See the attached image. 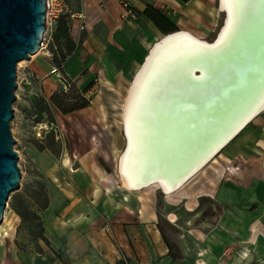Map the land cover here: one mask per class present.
<instances>
[{
	"label": "crops",
	"instance_id": "crops-1",
	"mask_svg": "<svg viewBox=\"0 0 264 264\" xmlns=\"http://www.w3.org/2000/svg\"><path fill=\"white\" fill-rule=\"evenodd\" d=\"M65 1L70 11L52 20L47 47L28 61L24 91L35 109L33 100L49 101L65 78L91 104L74 111L85 112L83 127L76 139L63 133L68 146L58 155L30 148L45 185L5 211L0 264H264V110L179 189L161 190L164 210L153 184L128 188L119 170L104 175L103 161L126 146L124 125H108L103 152L102 123L116 114L91 111L125 95L166 34L203 37L222 11L217 0H126L134 16H124L123 0ZM53 107L59 125L64 114Z\"/></svg>",
	"mask_w": 264,
	"mask_h": 264
},
{
	"label": "bare ground",
	"instance_id": "bare-ground-1",
	"mask_svg": "<svg viewBox=\"0 0 264 264\" xmlns=\"http://www.w3.org/2000/svg\"><path fill=\"white\" fill-rule=\"evenodd\" d=\"M219 5L228 17L217 44L179 30L157 42L131 83L123 113L129 148L118 165L128 188L161 175L153 184L175 192L186 172L264 99V0ZM197 68L203 73L194 78Z\"/></svg>",
	"mask_w": 264,
	"mask_h": 264
},
{
	"label": "water",
	"instance_id": "water-1",
	"mask_svg": "<svg viewBox=\"0 0 264 264\" xmlns=\"http://www.w3.org/2000/svg\"><path fill=\"white\" fill-rule=\"evenodd\" d=\"M220 4V0H219ZM48 0H0V223L3 220L11 194L18 191L22 182V169L19 165V153L14 147L16 139L11 130V120L15 112L13 102L16 100V88L18 87L17 65L22 60H30L36 54L44 41L47 28ZM226 12L223 25L211 44H217L222 31L227 24ZM178 31L166 34L158 43L165 40ZM156 43L142 65L150 60L156 48ZM141 68V69H142ZM201 68L195 70L194 78H198L203 72ZM264 110V99L253 110L241 117L221 140L204 156L202 161L185 174V183L197 173L206 163L214 158L244 127H246L257 115ZM126 146L123 154L129 148V138L123 117ZM119 158L121 165L122 155ZM161 175L145 177L141 182V188L159 183ZM182 183V184H183Z\"/></svg>",
	"mask_w": 264,
	"mask_h": 264
},
{
	"label": "rangeland",
	"instance_id": "rangeland-1",
	"mask_svg": "<svg viewBox=\"0 0 264 264\" xmlns=\"http://www.w3.org/2000/svg\"><path fill=\"white\" fill-rule=\"evenodd\" d=\"M217 5H219V0H217ZM225 18V12L219 11L217 21L214 25H212L211 28H206L205 33L203 34V39H206L208 41H213V39L216 37L217 33L219 32L221 26L223 25V21ZM35 55V54H34ZM33 55V56H34ZM32 56V57H33ZM28 61L29 60H22L18 62L17 65V84L18 87L16 88V100L13 102L14 112L15 115L13 119L11 120V130L14 138L16 139L14 147L19 153V165L22 169V182L21 187L18 191L11 194V197L8 202V206L6 210L11 209L12 202L16 201V197L19 194L31 192L36 187H38L37 183H41L43 185L46 174L44 172V169L39 166L35 161L32 153H30V148L34 147L37 144L44 145L48 147V150L52 152V154H59L64 146H68V142L65 138V135L63 136V140L59 139L57 137L58 133H66L69 137H74L76 139V135L74 130H79L80 125L83 127L82 123V117L85 116V112L79 111V112H73L67 115L60 116V122L59 125L54 122V125L51 123V118L46 113L43 114L41 120L38 122V114L35 113V110L32 107V98L29 91H24V73L25 69L28 67ZM130 87H128L125 95L117 98V100H114L113 102H107L102 105L100 109H98L96 106L91 111L92 112H98V111H107L111 112L112 114H116L115 119L113 120H104L103 126L101 127L100 135L102 137V150L105 152V149L107 150L109 148L110 142L109 137L106 132V128H108L110 123H116L121 124L123 120H121L119 117L120 115L124 113V108L126 104V98L127 93ZM104 108V109H103ZM51 111H56V109L52 106ZM94 121L92 120H86L84 122V127H88L90 129L94 128V130H97L100 127H93L90 126L91 123L93 124ZM66 141V142H65ZM99 142V141H98ZM94 145L96 143H93ZM98 144V143H97ZM122 143L120 148H122ZM101 146V145H100ZM107 152V151H106ZM118 153L115 156V160L112 163L106 162L105 160L103 165V171L104 175L105 172L107 173L106 176H114L118 175ZM153 187L155 189L159 190V204L161 208L164 210V200H163V194L161 192V189L157 184H153ZM5 215V214H4ZM7 215V212H6ZM4 218V217H3ZM3 222V220H2ZM0 223V225L2 224ZM1 236H0V251H1V241L4 236V229L1 228Z\"/></svg>",
	"mask_w": 264,
	"mask_h": 264
},
{
	"label": "trees",
	"instance_id": "trees-1",
	"mask_svg": "<svg viewBox=\"0 0 264 264\" xmlns=\"http://www.w3.org/2000/svg\"><path fill=\"white\" fill-rule=\"evenodd\" d=\"M33 102L35 106V113L39 116L37 119L39 122L45 113L52 118L51 105L58 108L63 114H69L88 107L91 104V99L85 96L84 90L76 89L72 84H70L68 90L61 89L60 91L54 93L50 97L49 101L44 99H34ZM51 121L53 120L51 119ZM37 192L41 194L46 193L43 186H40L39 189H37ZM19 213L22 215L24 214L22 211Z\"/></svg>",
	"mask_w": 264,
	"mask_h": 264
},
{
	"label": "built area",
	"instance_id": "built-area-1",
	"mask_svg": "<svg viewBox=\"0 0 264 264\" xmlns=\"http://www.w3.org/2000/svg\"><path fill=\"white\" fill-rule=\"evenodd\" d=\"M122 5L124 7V16H134L135 15V11L134 9L132 8V6L130 5V3L126 0H123L122 1ZM64 11H67L69 12L70 11V8L67 4V2L65 0H48V9H47V21H48V27L51 25L52 23V20L56 17H58V15L61 13V12H64ZM48 29V28H47ZM47 34V32H46ZM47 47V42H46V35H45V38H44V41L43 43L41 44V48H46ZM64 80V83H65V87L64 89L65 90H68L69 87H70V82L67 80V79H63ZM85 96L90 98L86 93H85ZM53 125H54V122H51ZM63 133L60 132L58 133L57 137L59 139H64L63 138Z\"/></svg>",
	"mask_w": 264,
	"mask_h": 264
}]
</instances>
